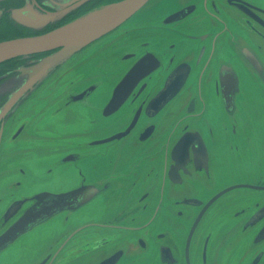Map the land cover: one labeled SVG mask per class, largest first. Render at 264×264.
Returning <instances> with one entry per match:
<instances>
[{"label":"flooded vegetation","instance_id":"flooded-vegetation-1","mask_svg":"<svg viewBox=\"0 0 264 264\" xmlns=\"http://www.w3.org/2000/svg\"><path fill=\"white\" fill-rule=\"evenodd\" d=\"M114 1L118 0H0V41L50 31ZM173 1L166 6V0H152L135 14L137 22L132 16L116 31L44 72L13 105L12 98L31 77L25 68L55 50L0 62V80L13 75L15 82L18 73L29 77L19 88L14 84V89L0 90V159L10 158L4 148L31 136L25 122L11 130L12 115L53 79L62 84L57 86L61 95L72 90L67 94L70 104L102 90L98 73L112 74L115 80L100 111L107 126L114 117L122 123L110 134L85 141L88 152L57 153V170H63L57 173L63 183L57 191L87 183L96 185L98 193L18 237L0 252V264H101L107 259L111 260L105 264H264V0H175L172 6ZM180 10L187 14L168 21ZM27 15L33 17L32 24L20 19ZM48 15L53 18L48 20ZM118 31L119 39H108ZM139 61L147 74L112 112L116 105L110 106V100L118 82ZM84 65L96 78L76 89L77 77L67 80V75ZM227 67L239 78L233 103L225 97V90L234 89L233 75H222ZM168 78L169 86H182L155 109L150 101ZM174 104L179 110L168 115L172 120L161 133L159 117ZM129 125L133 127L128 135L96 142ZM113 145L121 151L111 153ZM123 149L126 156L120 163ZM244 156L251 158L258 176L250 179L237 173L228 182L215 183L214 171L239 170ZM102 162L116 170L88 181L84 167L97 168ZM148 163L153 165L144 172ZM2 171L6 180L0 187L12 176V167ZM46 177V189L52 190L54 176ZM70 221L71 226L64 224ZM52 225L64 231L36 236Z\"/></svg>","mask_w":264,"mask_h":264},{"label":"water","instance_id":"water-1","mask_svg":"<svg viewBox=\"0 0 264 264\" xmlns=\"http://www.w3.org/2000/svg\"><path fill=\"white\" fill-rule=\"evenodd\" d=\"M151 1L152 0H118L111 3H106L95 7L89 12L50 31L40 34L17 36L10 39L1 40L0 62L18 55H27L34 52L55 50L50 55L38 61L36 64L25 68V70L29 71L27 73H29V76L31 75V77L29 78L27 76V78H29L27 79L28 81L23 86H21L20 89H18L17 93L12 98V105L14 104V101L21 96V93L26 88L30 87L32 83L38 79V77L44 74V72L50 71L58 63H62L64 61L66 62L71 56L77 53L84 46L89 45L94 40L102 38L112 33L114 30L116 31L117 28L128 21L132 16H134L139 10L144 8ZM170 1L171 0H166V6H170ZM174 3L175 0L173 1L172 6L174 5ZM186 14L187 12L185 13L184 10L177 11L168 16V21L182 18ZM136 16L137 15H135L134 17ZM134 17H132V19H134ZM20 18L22 20H33V17L30 15L25 16V18ZM52 18L53 17H51L50 15H48L47 17L48 20ZM156 65L157 64H153L151 67H154ZM146 71H148V69L142 70V61H139L118 82L114 97L112 98V100H110V106H112L113 103L116 105L112 112L117 110L120 105H122L127 100L135 86L140 81H142L144 76L147 74ZM223 74L233 75V77L230 78V82L234 84V89L230 90L229 92L228 90H225L226 101L228 103H233L235 91H237L239 88V78L232 67L225 68V70L222 72V75ZM170 80L171 78H168L164 88L151 99L150 103L152 102L151 106L153 108L156 109L158 105L159 107H161L167 101L172 99L180 90L182 82L177 84L176 86H169ZM85 84L87 83L77 86L76 89L82 88ZM71 91L72 90L69 89L67 92L59 96L58 101L62 102L63 106L61 109H59L58 113H61L67 109H73L72 106L94 95H88L83 99L77 100V102H70L69 104L68 96H64ZM83 95H85V93H82L80 96ZM106 95L107 94H105L101 98V105L104 103ZM64 98H66L65 101ZM151 106H149L148 109H150ZM9 107L10 105L8 104L5 109H8ZM98 115L101 118H104L101 111L98 112ZM132 127L133 125H129L125 130L117 132L110 137L100 139L96 142H106L126 136L129 134ZM90 137L93 136L87 135L81 138V149L79 150H84L87 152L91 150L85 145V141H87ZM25 141L33 140L30 136V138ZM43 145L46 152L41 153H50L51 155L57 157V160L59 157L58 152L78 150L75 148V146L73 147L72 145H67L64 150L61 149L57 151H49L48 143ZM4 152L8 153L9 155L11 154V152L9 151ZM29 153L30 152H27L24 155H27ZM7 159H0V167L2 169L4 168L6 170H9L10 167H12V163L8 162ZM14 161L15 160L12 159L13 164ZM56 162L51 165V169L46 168L45 172L43 173L44 178L45 174L53 176L52 173L54 169H57L58 165H56ZM25 173V169L22 168L21 174L25 175ZM4 176L6 178V175ZM20 184L21 182L17 180L14 182L15 186ZM2 187L3 186H1L0 189H2ZM48 187L49 186L43 187L42 191L35 192L33 190H30V188L28 189L30 193H20L19 197H14L13 195L10 196V192L8 191L5 196L0 197V216H2L0 217V252L9 247L12 242H14L18 237L25 234L26 232L33 230L42 223L50 220L60 212L64 210H74L84 205L92 198H94V196L99 191L96 185L87 183L81 184L80 186L68 190L61 191H57V188H53L52 190L46 189ZM27 202L32 203L27 207H23ZM21 210L22 212H20ZM15 216L16 219L13 221L12 218H14ZM110 260L111 259H107L101 264H105Z\"/></svg>","mask_w":264,"mask_h":264},{"label":"rangeland","instance_id":"rangeland-1","mask_svg":"<svg viewBox=\"0 0 264 264\" xmlns=\"http://www.w3.org/2000/svg\"><path fill=\"white\" fill-rule=\"evenodd\" d=\"M25 18V16H21ZM21 19V18H20ZM139 16L134 17L132 19L134 22H137ZM22 20V19H21ZM24 22L31 23L29 19L23 20ZM120 33L118 31L114 35L110 36L108 39H119L117 35ZM111 41H107L105 44H111ZM118 44V43H116ZM94 48V47H93ZM112 55L107 57H102L101 63L107 62ZM44 57L40 58L38 61L42 60ZM115 65L109 66V69H114ZM27 75L21 73L17 74V80L14 82V78L12 75V79L9 77L7 79L0 80L3 82V86L0 85V90L7 89L9 91V87L12 86V89L19 88L21 82L25 79ZM98 76L102 82V90L96 92L92 97L90 96L84 101H80V103L72 106L73 109H67L61 113H58L59 109L62 108L63 103L58 101L59 96L61 95L57 88V86L62 84H56L55 79L52 80V83H49L44 89L39 87V89L32 95H30L23 103L21 110L17 113V115H12V121L10 123V128L13 130L18 127L22 123H27L29 129L27 130V134H31V139L33 141H16L12 143V147L8 149H3L4 151H12L9 155L14 161L12 162V176L7 180L6 185L0 189V197L5 196V194L9 191L10 196L19 197L20 193H30L28 189L35 191H42L43 187L49 186L47 182V177H43V173L46 168H50L51 165L56 162L57 157L48 154H42L41 152H46L44 145L48 143L49 151H57L64 150L67 145L75 146L76 149H81V138L83 136H104L114 132L116 129L120 127L122 124L121 121L114 117L109 126L98 115L100 112L101 98L108 94L109 89L112 86V82L115 79L112 74H104L98 73ZM77 77L79 81V85L87 83L91 81L93 77L91 75V68L89 65H84L77 69L76 72L67 75V80L71 78ZM15 84V86H14ZM5 86V87H4ZM70 88L65 90L63 93L67 92ZM44 91H48L49 94L44 95ZM65 94L64 97H66ZM4 95H2L3 97ZM11 96V95H10ZM7 97V95H6ZM9 98V97H8ZM9 100V99H8ZM6 100L4 103H7ZM66 98H64V101ZM179 106L174 104L170 109L162 113L159 117V126L160 132H164L163 125L167 122H171V118L168 115L172 111H178ZM8 109L3 110V114L6 113ZM95 119V121H94ZM30 137H26L23 140H27ZM42 145V146H41ZM65 146V147H62ZM115 150H120L118 146L113 145L110 149L111 153ZM27 152H30L27 155ZM124 149L122 150V154L119 155V162L123 161V158L126 156L124 153ZM111 156V154H110ZM12 159H7L9 162ZM4 161V160H3ZM153 164L148 163L144 166V172H146ZM253 165L252 160L249 156H244L241 162V169L233 171L231 173L223 174L219 171L213 172V179L216 184L221 182H228L232 180V177L239 176L237 173H241L244 177L252 179L255 176H258L260 172L258 170H252L251 166ZM22 168L25 169V175L21 174ZM88 168L91 170V174L88 173ZM85 168L84 171L88 175V181H92L96 179L101 174H109L116 170L115 165H110L107 162H102L99 164L97 168L92 166ZM58 172H63L60 169H54L52 175L54 176L52 179L54 180L51 183L53 188H61L62 182L59 181ZM49 175V174H48ZM51 175H49L50 177ZM51 178V177H50ZM5 176L3 175L2 168L0 167V184H2L5 180ZM21 182L20 185H14L15 181ZM19 184V183H18ZM42 188V189H41ZM231 198V196H229ZM108 198V195H106ZM4 202V201H2ZM65 225H72V222H64ZM64 229L59 228L55 225L50 227L48 232L46 231H37L36 236L45 237L48 235L57 236ZM31 236L26 237V241L30 240ZM12 251V250H11ZM79 261L84 260V256L80 255Z\"/></svg>","mask_w":264,"mask_h":264}]
</instances>
